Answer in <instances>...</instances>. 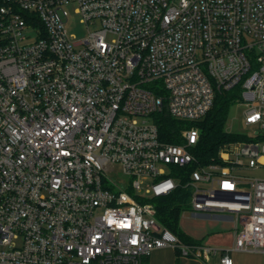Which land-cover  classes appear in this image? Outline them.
Returning <instances> with one entry per match:
<instances>
[{
  "label": "built area",
  "instance_id": "built-area-1",
  "mask_svg": "<svg viewBox=\"0 0 264 264\" xmlns=\"http://www.w3.org/2000/svg\"><path fill=\"white\" fill-rule=\"evenodd\" d=\"M70 4L85 39L68 32ZM236 88L245 125L264 130V0H0V264H143L163 248L210 258L219 249L156 217L152 199L181 187L192 215H231L220 264L264 253V179L235 173L264 135L223 145L181 185L200 130L167 143L153 120L198 122Z\"/></svg>",
  "mask_w": 264,
  "mask_h": 264
},
{
  "label": "trees",
  "instance_id": "trees-1",
  "mask_svg": "<svg viewBox=\"0 0 264 264\" xmlns=\"http://www.w3.org/2000/svg\"><path fill=\"white\" fill-rule=\"evenodd\" d=\"M240 98L239 88L230 92L218 93L212 109L198 122H185L171 118L167 112L154 115L153 120L158 126L160 137L167 143H181L180 132L184 128L197 127L200 130V138L196 147L192 150L196 163L180 171L183 176L181 185L186 183L192 170L198 166H206L219 162V152L223 145L248 140L241 135L229 133L225 129V123L229 108ZM190 197V191L186 188H178L171 196L154 198L152 202L156 210L159 222L170 229L184 243L198 244L179 227V220L185 205Z\"/></svg>",
  "mask_w": 264,
  "mask_h": 264
},
{
  "label": "rangeland",
  "instance_id": "rangeland-1",
  "mask_svg": "<svg viewBox=\"0 0 264 264\" xmlns=\"http://www.w3.org/2000/svg\"><path fill=\"white\" fill-rule=\"evenodd\" d=\"M66 8L69 11V19L67 22V29L70 34L76 36L77 40L85 39L88 35V30L86 25L82 24L80 21V15L76 14L75 9L76 6L74 4L67 5ZM249 106L246 103L235 102L229 108L227 119L225 123V129L229 133L241 135L246 138L257 139L264 135V130L258 128L257 126H247L244 123V115L248 110ZM244 140L236 142V146L238 149H242L244 147ZM231 144V143H230ZM235 145V144H231ZM260 153L257 156H243L242 159L244 164L248 168H237L235 173L240 176L250 177V178H258L264 179V165L258 163L257 158H264V139L260 142ZM229 146V144H228ZM233 147V146H232ZM235 156L232 155V159ZM260 162H264V160H259ZM109 178L117 182L120 186L124 187L127 184L128 178L123 174L122 168L119 165H116L113 168V171L108 174ZM190 197L188 198V202L185 205V210L180 220L181 229L192 236L199 237L201 232H206L210 222L204 223L203 220L195 218V215H192L190 212ZM225 216H231L229 214H223ZM216 225L219 229L225 230V232H221L215 235H212V242L210 248L213 249H224L230 248L233 245V233L229 230L232 228V223L230 221H221L215 222L212 226ZM217 237V239L213 240V237ZM230 257L233 260V264H264V253L258 252H230ZM220 253L217 255H211V263L210 264H219ZM144 264V262H143Z\"/></svg>",
  "mask_w": 264,
  "mask_h": 264
},
{
  "label": "crops",
  "instance_id": "crops-1",
  "mask_svg": "<svg viewBox=\"0 0 264 264\" xmlns=\"http://www.w3.org/2000/svg\"><path fill=\"white\" fill-rule=\"evenodd\" d=\"M188 212V210H185ZM184 211V212H185ZM182 212V213H184ZM183 214H181L182 216ZM195 218L201 219L203 220L204 223H206L207 221L212 223L209 224L210 227H208V229L206 230V232H201L200 236L195 237L192 235H189L187 233H185L181 227H180V220H179V227L180 230L186 234L188 237H190L192 240L198 242V244L209 248L211 246V242H212V235L221 233V232H225V230L223 231V229H219L216 225L212 226L213 224H215V222H221V221H230L232 224V219L230 216H225L223 214H198L197 216H195ZM231 231V233H233V238L235 237V232H234V224L232 225V228L229 229ZM217 239V237H213V240ZM234 243V241H233ZM220 253V259H221V249H219L218 253ZM215 254V255H217ZM230 255V254H229ZM219 259V262H220ZM211 256L210 258H195L193 256H185L183 255L179 250L177 249H173V248H163V249H157L154 250L150 256L148 258H146L144 260V264H210L211 263ZM220 264V263H219Z\"/></svg>",
  "mask_w": 264,
  "mask_h": 264
},
{
  "label": "bare ground",
  "instance_id": "bare-ground-1",
  "mask_svg": "<svg viewBox=\"0 0 264 264\" xmlns=\"http://www.w3.org/2000/svg\"><path fill=\"white\" fill-rule=\"evenodd\" d=\"M264 160V159H263Z\"/></svg>",
  "mask_w": 264,
  "mask_h": 264
}]
</instances>
